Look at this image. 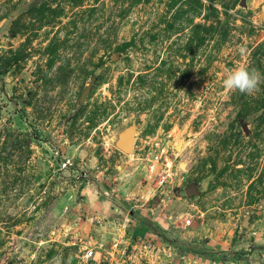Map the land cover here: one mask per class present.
I'll return each instance as SVG.
<instances>
[{
	"label": "rangeland",
	"instance_id": "obj_1",
	"mask_svg": "<svg viewBox=\"0 0 264 264\" xmlns=\"http://www.w3.org/2000/svg\"><path fill=\"white\" fill-rule=\"evenodd\" d=\"M0 264H264V0H0Z\"/></svg>",
	"mask_w": 264,
	"mask_h": 264
},
{
	"label": "built area",
	"instance_id": "obj_2",
	"mask_svg": "<svg viewBox=\"0 0 264 264\" xmlns=\"http://www.w3.org/2000/svg\"><path fill=\"white\" fill-rule=\"evenodd\" d=\"M170 149L168 143L153 141L149 147V151L145 154L147 168L150 174L155 172L156 181L155 185L160 188L166 183L171 182L172 177V160L170 157ZM192 221V217L185 219V225H189ZM94 255L93 248L85 251L83 257L88 261Z\"/></svg>",
	"mask_w": 264,
	"mask_h": 264
},
{
	"label": "clouds",
	"instance_id": "obj_3",
	"mask_svg": "<svg viewBox=\"0 0 264 264\" xmlns=\"http://www.w3.org/2000/svg\"><path fill=\"white\" fill-rule=\"evenodd\" d=\"M259 80L260 77L257 73L244 67H238L228 73L223 85L229 90L251 94L257 88Z\"/></svg>",
	"mask_w": 264,
	"mask_h": 264
},
{
	"label": "water",
	"instance_id": "obj_4",
	"mask_svg": "<svg viewBox=\"0 0 264 264\" xmlns=\"http://www.w3.org/2000/svg\"><path fill=\"white\" fill-rule=\"evenodd\" d=\"M133 142H134V129H131L127 134L122 135L120 137L119 141L117 142V146L125 152H130L132 150Z\"/></svg>",
	"mask_w": 264,
	"mask_h": 264
},
{
	"label": "crops",
	"instance_id": "obj_5",
	"mask_svg": "<svg viewBox=\"0 0 264 264\" xmlns=\"http://www.w3.org/2000/svg\"><path fill=\"white\" fill-rule=\"evenodd\" d=\"M135 229H138V230H136V231H139V228L137 227V228H135ZM142 229H140V231H141Z\"/></svg>",
	"mask_w": 264,
	"mask_h": 264
}]
</instances>
